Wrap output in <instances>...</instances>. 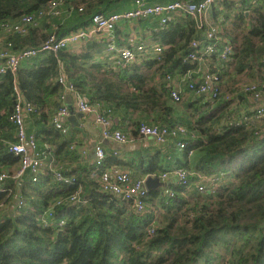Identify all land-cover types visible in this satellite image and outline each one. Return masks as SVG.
Here are the masks:
<instances>
[{
	"label": "trees",
	"instance_id": "obj_1",
	"mask_svg": "<svg viewBox=\"0 0 264 264\" xmlns=\"http://www.w3.org/2000/svg\"><path fill=\"white\" fill-rule=\"evenodd\" d=\"M48 1L0 0V23L35 13ZM125 1L65 0L66 4L75 2L67 16L44 18L54 22V30L42 34L29 25L25 34H9L6 41L13 49L36 47L52 33L62 36L85 28L94 14L115 12ZM209 13L220 26L219 36L234 47L230 61L215 58L219 78L232 66L230 73H245L253 81L264 82V0H239L237 4L215 0ZM228 24L234 30L242 28L238 36L227 34ZM204 30L192 17L175 13L163 27L156 23L151 29L147 41L163 47L158 58L134 59L124 68L108 56L95 60L94 54L104 51L108 43L102 38L89 40L78 50L64 48L26 60L15 74L0 73V172L10 176V168L18 169L20 164L8 150L16 140L10 116L17 94L37 110L30 116L43 124L37 140L47 156L37 181L29 177L19 189L22 208H9L13 180L7 179V191L0 193V264H215L221 251L226 256L220 264H264V133L257 125L241 122L249 113L238 116L224 94L210 100L215 101L211 107L203 96L186 100L182 107L187 117L182 124L174 112L178 103L170 98L173 79L196 68L185 57L190 42L201 39ZM115 37L116 44H121ZM59 76L91 103L111 108L114 127L130 135L138 136L141 123L183 125L188 131L185 147L180 149L185 162L179 161L176 167L190 168L196 173L193 175L221 174L217 187L208 183L201 192L193 186L161 182L159 188L148 190L142 214L129 201L103 192L98 174L127 163L105 152L102 166H98L70 149L73 140L54 129L51 117L65 95ZM189 149L191 155H187ZM51 156L54 163L47 161ZM65 156L76 159L70 171L56 165ZM233 163L232 168H224ZM50 165L74 181H55ZM159 167L158 153L144 167L130 162V169L141 176L158 177L167 170ZM72 193H79L82 203L63 200L52 207L55 219L64 217L63 224L39 221L43 211ZM151 226L153 232L149 233Z\"/></svg>",
	"mask_w": 264,
	"mask_h": 264
},
{
	"label": "built area",
	"instance_id": "obj_2",
	"mask_svg": "<svg viewBox=\"0 0 264 264\" xmlns=\"http://www.w3.org/2000/svg\"><path fill=\"white\" fill-rule=\"evenodd\" d=\"M214 1L215 0H201L198 2H191L185 0H171L161 2L158 0H133V7L128 10L109 14H94L90 24L85 28L70 31L62 36H57L52 33L36 47L13 49L12 43L6 41V36L13 33L23 35L27 32L29 25H34L36 23L37 18L44 19L67 16L75 7V2L66 4L65 0H50L35 13L22 15L16 21H5L0 23V73L9 72L15 74L23 61L35 58L41 54H56L59 50L64 48L74 50L79 46L81 47L89 40L102 38L106 39L108 42L105 49L106 54L113 53L114 56L111 58L116 59L117 65L122 68L130 64L134 59L137 60L148 55L158 58L163 49L158 43L128 40L127 43L116 44L114 41V32L117 23L152 18L156 20L159 27H163L173 14L181 13L192 17L200 27L203 17L206 16ZM64 8H66L65 14L63 13ZM219 35V29L215 25H209L204 30L201 39H195L190 42V50L185 59L189 62H194L196 68L191 72H186L179 78L173 79L174 85L170 91V98L174 103L181 101V91L178 89L177 85H182L185 81L187 82L185 83L186 89L190 90L194 96H202L208 93L210 100L218 99V96L221 94L218 72L199 68L204 66L206 60L213 55H217L218 59L221 61H230V56L233 53L234 47ZM166 78L170 79L168 75H166ZM58 82L63 86L65 94L74 92L73 85L67 82L63 76L58 77ZM240 90L253 99L256 104L248 115H244L241 118V122L257 125L258 120L264 117V82L244 84L241 86ZM226 99L229 100L231 98L226 97ZM75 110L82 115L93 116L94 123L99 127L101 140L111 142L116 146L124 145L131 140L127 132L114 127L111 108L103 107L98 103H91L83 96L77 94ZM36 111V108L30 102H27L21 95L17 94L16 103L14 104L10 116V120L16 127V140L8 145L9 152L17 156L20 163L13 177L19 178L24 173L29 172L33 182L37 181L41 173L43 159L46 156L44 152L38 148L36 136L27 133L25 127V119L36 113ZM70 111V107L64 95L60 98V104L51 117L52 126L63 136L69 133L66 121L71 113ZM137 133L138 137L142 139H152L157 144L163 145L170 138L175 139L176 146L179 149L185 147L183 139L188 135L187 129L181 124L168 126L141 123ZM74 147L75 145L72 144L70 149H74ZM80 153L82 157H85V150L81 149ZM113 154H117V151H113ZM191 154L192 149H189L187 155ZM93 156L95 163L98 166H102L105 150L101 142L94 146ZM48 168H51L55 181L66 184H71L74 181L73 178L64 177L54 166ZM169 175L173 176L174 183L178 186L188 188L193 184L190 172L185 168L175 166L167 171L161 172L160 177H158L160 180H166ZM8 176L7 172H0V193L7 191L5 180ZM149 176L156 177L153 175ZM149 176L132 177L128 172L120 171L112 167L111 169H104L98 174V182L103 192L129 201L133 210L136 213L142 214L145 212V198L148 192L145 186V179ZM220 178L221 174L207 175L201 182L194 183L193 187L202 192L205 190L206 184L212 183L213 189H215L219 184ZM169 196H173L171 191H169ZM63 200L72 205L82 203L79 193H72L65 199L56 200L51 208L43 211L39 215V221L46 225L63 224L64 217L55 219V213L52 210L54 205L61 204ZM23 205L24 200L18 198L15 208L20 209ZM152 232L151 226L149 233Z\"/></svg>",
	"mask_w": 264,
	"mask_h": 264
},
{
	"label": "crops",
	"instance_id": "obj_3",
	"mask_svg": "<svg viewBox=\"0 0 264 264\" xmlns=\"http://www.w3.org/2000/svg\"><path fill=\"white\" fill-rule=\"evenodd\" d=\"M230 1H233V2H235V4H237L239 0H230ZM125 2L121 8L115 9V12H119L122 10H128V9L133 7V1L132 0H129V4H126ZM63 13L64 14L66 13V8L63 9ZM245 14L248 17L247 13H245ZM155 22H156V20H152V19H145V20L141 19V20L119 22V23H117V25L115 27V31L117 33L118 39L116 37L115 38L117 40H119L120 43H124V42L127 43L128 40H134L137 42H139V41L145 42L147 40L149 41L151 29L156 27L157 22L156 23ZM53 23L50 21V19L37 18L36 23L34 25H32L31 27L33 30L40 31V33H42V34H46V33H48V30L49 31L54 30L55 25ZM202 24L204 26V29H206V27L209 25H215V26L220 28V26L217 25L218 23L212 19L209 11L207 12L206 16L203 17ZM230 26H231L230 24L227 25V31H226L227 34H229L230 36H233V37L238 36V33L241 32V30L231 29ZM240 29H242V28L240 27ZM222 32H223V30H222ZM114 36H115V32H114ZM93 40H99V39H93ZM77 49H81L80 46L74 50H77ZM107 56L109 57V55L106 54V51L104 50L102 52H99L98 54H94L93 58L95 60H104V57H107ZM111 57L112 56L110 54L109 58H111ZM215 58L219 62H223V61L218 59L217 55H213L210 58H208L205 62V65L201 66L199 69L203 68L206 70H210L212 72L213 71L218 72L217 63H215ZM25 62L26 61H23L22 64H25ZM108 62L110 63L109 60H108ZM222 67H223V64L221 63L219 66V69H221ZM228 69H232V66H229ZM189 72H191V71H189ZM227 72H228V74L226 73L227 75H224V79L227 77L231 78L232 73H230L229 70H227ZM192 75H194V74H192ZM221 80L222 79L220 77V86H221V84L223 86L224 84H223V81L221 83ZM185 83H187V82L185 81L184 84L177 85L178 89L181 91V94L185 97V98L181 97V99L183 100L184 103L187 102L189 98L194 97L193 93L190 90L186 89ZM238 95L239 94H237V96H235V97H232V98H240V99L239 100L231 99L230 105H229L230 108H233V110L236 112V114L238 116H240L244 113L251 112L252 109L256 106L255 101L245 94H241L240 96H238ZM202 96L203 97H201V98H203L204 101L211 102L208 93H206ZM65 98H66V101L68 100L70 102V105L74 110V113L77 115V121L81 127V130L75 129L74 126L67 119L66 125L68 126L69 133L67 135H65V137H66V139L73 140L72 142L75 145L74 148L80 154V156H82L80 153V150L83 149L86 151L85 157H87L88 160H93V158H92L93 148L97 143L101 142L103 144V147H104V150L106 153L107 152L113 153V151H117V154H114V155L117 156L119 158V160H122V161L127 163V165H122L120 163L119 166L116 167L117 170L125 171V172L128 171V173H130V175L132 177H135L133 175H138L139 172L135 173L136 171H132L130 169V162L133 161V163H139L140 166L144 167L147 165V162L150 159V157L157 154V153L159 155L160 165L162 167H167V170L177 166L179 161L183 162V160H184V162H185L183 153L176 146V140L172 139V138H170L163 145V144H157L152 139H142L141 137L130 135L129 132L127 131V133L130 135L131 140L128 141L124 145L116 146L115 144H113L111 142L101 140L99 127L94 123L93 116L82 115L75 110L77 93H75V92L66 93ZM185 110H186V108H185ZM175 116H177L176 113H175ZM25 127H26L27 133L34 134L36 136V138H38L39 134H41V132H42L43 124L41 122L36 121L35 116H28L25 119ZM256 127L261 132H264V117H262L261 119L258 120ZM121 130L125 131L124 129H121ZM14 140H15V138H14ZM37 145H38V148L43 147V143L41 141H39V139L37 140ZM46 146H48V145H46ZM45 158H46V156L44 157V159ZM64 159L65 160H62L61 163L57 162L56 165L57 166L61 165L63 168H65L66 171H70L71 169H73L75 167L76 159L73 156H71V157L65 156ZM47 161H48V163H51V161L53 163L55 162V160L53 159L52 156ZM162 167H159V168L161 169ZM16 168L17 167H11L10 168L11 175L8 176V178H6V180L7 179L13 180L12 183L14 186V194L12 196V199L10 200L9 208L10 207L15 208L16 202L19 198V189L22 186V183L24 181L28 180L29 177H31V174H29V172H26V174L22 175L19 178L13 177L14 173L18 170ZM189 172H190V176L192 178L193 183H199V182H201V180L203 178L205 179V177L207 176V175H193V173H195V172H193V170H191V169H189ZM138 176H141V175H138ZM159 177H160V175H159ZM6 180H5V182H6ZM160 181L163 184L164 183L165 184H173L174 178H173V176L169 175L166 180H160ZM5 185H6V183H5Z\"/></svg>",
	"mask_w": 264,
	"mask_h": 264
},
{
	"label": "rangeland",
	"instance_id": "obj_4",
	"mask_svg": "<svg viewBox=\"0 0 264 264\" xmlns=\"http://www.w3.org/2000/svg\"><path fill=\"white\" fill-rule=\"evenodd\" d=\"M125 3L129 4V0H127ZM217 28L220 31V28L219 27H217ZM237 29L241 30L240 28H237ZM108 55L110 57V53H108ZM111 56L113 57L114 54L112 53ZM228 70H231V69H228ZM222 81H223L224 85L222 86V84H221V86H220V89H221V94L220 95L224 94L223 96L229 97V98L234 99V100H239L240 99V98H232V97L237 96V94H245V93L241 92V90H240L241 86H243L244 84L256 82V81L251 80L247 76V74H245V73H243V74L232 73L231 78L227 77V78L224 79V77H223L222 80H221V83H222ZM245 95H247V94H245ZM181 97L185 98L182 94H181ZM183 103L184 102L181 99V101L178 102V104L174 105V107L177 108V110H175V113H176L177 117L181 119L180 122H179L181 124H182V122L185 123V120H186V117H187L185 107H182ZM214 103H215V101L214 102H210L209 103V107L214 105ZM128 126L130 127V125H128ZM234 165H235V163H233V165H230L229 167L228 166H224V168H232ZM193 184H192V186H193ZM193 188H195V187H193ZM225 256L226 255L221 251L220 259L219 260H215V264H220L223 261L222 260L223 257H225Z\"/></svg>",
	"mask_w": 264,
	"mask_h": 264
},
{
	"label": "water",
	"instance_id": "obj_5",
	"mask_svg": "<svg viewBox=\"0 0 264 264\" xmlns=\"http://www.w3.org/2000/svg\"><path fill=\"white\" fill-rule=\"evenodd\" d=\"M67 103L70 107V115L68 117V120L70 121V123L74 126L75 129L77 130H81V127H80V124L78 123L77 121V115L74 113V110L73 108L71 107L70 105V102L67 100ZM93 154H92V158H93ZM161 185V181L159 179V177H146L145 179V186L148 190H152V189H155V188H159ZM61 234V231L58 232L57 234V237H59Z\"/></svg>",
	"mask_w": 264,
	"mask_h": 264
}]
</instances>
